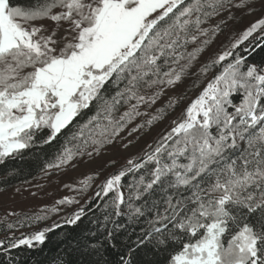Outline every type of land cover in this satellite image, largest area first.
Here are the masks:
<instances>
[{
    "label": "snow or ice",
    "instance_id": "1",
    "mask_svg": "<svg viewBox=\"0 0 264 264\" xmlns=\"http://www.w3.org/2000/svg\"><path fill=\"white\" fill-rule=\"evenodd\" d=\"M229 5L231 0H28L14 6L13 0H0V163L37 141L50 145L62 136L50 168L68 164L89 145L99 153L140 115L139 104L155 103L161 94L146 100L140 87L181 80L211 39L190 52L178 50L197 34L207 36L209 29L201 25ZM45 19L56 27L49 31L35 23ZM61 22H68L63 36ZM219 30L217 25L212 36ZM257 30L264 33V18L201 68L205 75L218 71L170 131L97 186L103 206L91 221L95 231L76 240L77 264H109L105 253L116 247L119 233L142 221L135 249L166 253L165 264H264V67L236 52ZM169 57L173 64L187 63L161 74L159 61L168 64ZM122 81V90L106 95L108 85ZM133 99L136 104L114 120L117 106ZM93 106L94 114L77 123ZM91 180L81 182L85 189ZM57 203L78 202L65 197ZM85 214L80 207L64 222L74 225ZM47 219L46 212L37 213L16 225ZM58 227L22 234L8 245L35 247ZM133 250L130 245L129 257ZM118 264L132 260L121 256Z\"/></svg>",
    "mask_w": 264,
    "mask_h": 264
},
{
    "label": "trees",
    "instance_id": "2",
    "mask_svg": "<svg viewBox=\"0 0 264 264\" xmlns=\"http://www.w3.org/2000/svg\"><path fill=\"white\" fill-rule=\"evenodd\" d=\"M240 0H231V5L234 10V5L239 4ZM28 0H13V5L17 4H25ZM191 0H185V5L190 3ZM228 6V7H229ZM254 8L253 3L251 4L248 1L247 5L241 7L242 13H234L233 10L229 11L227 15L226 24L221 28L218 32L219 36H221V40L218 41L216 45H213V41L216 37L210 36L211 42L206 46L207 54L205 55V62H203L202 67L207 65L215 56L222 51L227 45L232 41L231 35L228 33L230 30H236V23L241 22L243 18L249 14ZM53 11H59V9H54ZM210 18V17H209ZM208 18V19H209ZM207 19V20H208ZM206 20V21H207ZM171 22V21H169ZM231 25L233 27H231ZM235 26V27H234ZM195 29H192V33ZM223 46L221 47V45ZM191 42L185 46L184 49H180L178 51L190 52L192 51ZM213 45V46H212ZM190 49V50H189ZM236 52L239 55H242L246 58L247 63L256 64L260 67H264V33L257 32L252 37L249 38L248 41H245L243 45H241ZM164 58H161L159 63L161 64V74L169 70V68H173L172 59L168 58V64L163 63ZM187 61V59H186ZM201 68L197 70L198 74L196 76H192L190 78V82L183 91L184 94L180 99V103H185L184 106L187 107L193 99L200 93L202 88L207 83L208 79L212 77L214 73L218 71V68H212L206 75L201 73ZM196 74V73H195ZM155 77H153L154 79ZM126 81H122L118 85L110 84L107 86L106 95L111 96L114 95L116 91H120L124 88ZM159 85H154L149 88L147 85L140 87L138 90H150ZM124 102L122 101L120 105L117 106V110L113 113V119L119 120L120 116L119 111L124 108ZM167 107L165 105L163 109ZM95 112V107L93 106L90 110H85L83 115L78 119L77 123L82 124L85 120H87L91 115ZM135 119L133 118L130 121L125 122L123 129L112 138L113 143L119 137H125L128 135L130 131L134 129L133 124L135 123ZM130 123V125H129ZM135 125H138V128L141 124L137 122ZM143 125V124H142ZM169 132V131H168ZM166 132L162 131L155 139H152L149 142L148 147L144 150V153L149 151V146H155L158 141L161 140ZM64 143V137H60L58 141L54 144L43 145L37 141L32 147L28 149L22 150L21 153L8 157L4 160L3 163H0V191L7 190L11 187L17 186L19 184L26 183L36 177L45 176L47 170L56 171L64 170L66 168L71 167L79 160H86L94 155L97 152L94 151V145L87 146L84 149L83 155H77L74 157L72 161L69 163V167L67 164L61 165L60 167H48L49 164L56 163V157L61 150V145ZM111 143H106L100 151L104 150ZM99 151V152H100ZM91 152L92 155L89 156L88 153ZM138 157H142L143 154ZM74 162L72 165L71 163ZM71 165V166H70ZM66 166V167H65ZM65 167V168H64ZM116 171V170H115ZM114 171V172H115ZM107 175H105L102 179L96 182V185L91 189V193L89 198L84 202L83 208L85 209V216L81 218L76 224H67L63 220H58L54 223L58 224V228H53L48 234L45 242L43 244H37L35 247H28L21 245L16 248H12L8 245V241L15 238H20L21 233H9V229L6 227L4 223H0V240H4L5 244L0 245V264H77L79 259L78 254L75 252V244L77 238L87 234L89 230L95 231V225L91 223L93 219L100 216V210L103 206V201L96 197V192L99 190L98 185L105 179ZM128 180H131V176L129 175ZM65 188L68 190L67 184H64ZM66 190V191H67ZM126 191V190H125ZM91 198V199H90ZM30 214L18 215L12 219L14 224L18 220H24L26 216ZM124 223L127 225V221ZM30 223L25 222L24 226L28 227ZM52 224L46 226L51 227ZM143 221L140 224L127 225V231H122L119 233V239L115 241L116 247H109L107 253H105V259L109 262V264H118V261L121 256H124L126 259H131L132 264H165L167 254H158L156 253L151 246L146 248H141L139 250L135 249L134 242L136 241L137 236L140 234L141 228L144 227ZM133 247V251L131 253V257L128 256L129 246Z\"/></svg>",
    "mask_w": 264,
    "mask_h": 264
},
{
    "label": "rangeland",
    "instance_id": "3",
    "mask_svg": "<svg viewBox=\"0 0 264 264\" xmlns=\"http://www.w3.org/2000/svg\"><path fill=\"white\" fill-rule=\"evenodd\" d=\"M248 1H250L251 4L253 3L254 8L241 22L238 21L236 23V30L228 31L231 35L230 37L233 38L232 40L239 36L240 33L250 27L253 23L264 18V0ZM230 10H233L232 6L221 11L219 15L210 17L201 25L202 28L209 29L207 36L198 35L196 31H194L193 34H197V40L191 42L189 48L191 47L193 49L201 46L203 40L209 39V37L212 36V29L217 25H219V29L223 28L224 24H226L227 15ZM241 10L245 9L234 6L232 12L238 14L243 12ZM35 23L37 25L43 24L49 29V31L56 27L55 22L47 19L36 21ZM67 27L68 22H61L58 35L63 36L64 29ZM231 27L233 26L231 25ZM218 32H216L215 36H212L216 37L212 42L213 45H216L222 38L219 36ZM257 32H260V30H257ZM47 34L48 33H45V35ZM230 43L227 46H229ZM222 46L223 44L221 47ZM203 49L204 50L197 55L196 59L192 61L181 80L175 85L163 84L147 91L138 90V94L145 96L146 100L147 97L152 96L156 92H160L161 94L156 98L155 103L148 101L138 105L137 111L140 112V115L134 117L136 120L133 124L135 131L132 130L125 137L117 138L104 150L86 160L81 159L74 165H72L74 163L72 162V166L70 165L71 167H69V162L67 164L69 168L64 170H58L57 168L56 171L47 170L43 177L39 176L26 183L0 191V223H4L6 227L8 224H14L12 219L18 215H22V213L30 214L29 216H32L37 213L43 214L46 212L48 215L47 220L40 221L36 224H30L28 227H21L19 225H16L13 228L7 227L10 230L9 233L13 234L17 232L19 234L28 235L31 232L45 228L58 220L70 218L75 211L80 207H83L84 202L89 198L91 189L96 185L97 181L102 179L105 175L109 176L110 174L115 173V170L125 166L128 160L144 153L149 142H151L152 139H155L162 131L167 134L173 126L172 122L177 120L186 109L184 106L185 103H180V99L184 94L183 91L189 84L188 82H190V78L198 74L197 70H199L203 62H205V55L207 54L206 51L208 48L206 49V46L204 45ZM186 63V59L181 60L178 64H174L173 68L179 70L180 66ZM171 101H177V103L169 107ZM133 104H136V100L134 99L128 100L126 103L124 102V108L119 111L118 115L121 116L125 111L130 110ZM165 105H167V107L163 109ZM160 109H163L164 111L160 112ZM153 116H159L162 118L154 120L152 124H148L147 121L151 120ZM137 122L141 124L139 128L138 125H135ZM87 177H92V180L90 181L89 186L85 189L81 182ZM64 184H67L68 190L65 188ZM65 197L72 198L78 203L62 205L57 203V201L62 200ZM53 207L60 209V211L55 213L51 212Z\"/></svg>",
    "mask_w": 264,
    "mask_h": 264
}]
</instances>
